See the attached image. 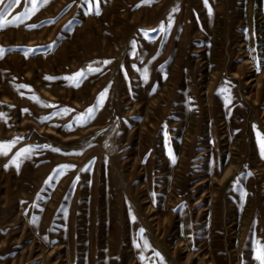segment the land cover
<instances>
[{"label": "rangeland", "instance_id": "rangeland-1", "mask_svg": "<svg viewBox=\"0 0 264 264\" xmlns=\"http://www.w3.org/2000/svg\"><path fill=\"white\" fill-rule=\"evenodd\" d=\"M32 9L0 4V264H260L264 0Z\"/></svg>", "mask_w": 264, "mask_h": 264}, {"label": "snow or ice", "instance_id": "snow-or-ice-1", "mask_svg": "<svg viewBox=\"0 0 264 264\" xmlns=\"http://www.w3.org/2000/svg\"><path fill=\"white\" fill-rule=\"evenodd\" d=\"M3 2H4V0H0V4H2ZM18 2H19V0H12L13 4H17ZM44 2H46V0H32L33 9H32L31 14H34L35 11H38L39 7H40V4L44 3ZM205 2L207 3V0H205ZM2 11L3 10H0V12H2ZM209 11H211V10H209ZM27 15H29V14L26 13L23 16H17L15 18V20L16 21H22ZM0 19H3L2 15H0ZM2 27H3V24H0V28H2ZM33 27H36V26L33 25ZM32 51H35V50H32ZM101 63H105L106 64V63H109V62H101ZM96 71H99V69H97ZM77 75L79 76V75H82V74L78 73ZM105 95H106V93H101L100 94L99 99H98V105L102 104V102H103V100L105 98ZM65 111H67V110H65ZM94 111H95L94 108L88 109L85 114H83L82 116L77 118L78 121H82L80 126L86 125V123L93 118L91 113L94 112ZM0 115H2V114H0ZM262 147H264V140H262ZM57 151H59V150H57ZM0 154H6V153H0ZM20 155H23V153L17 154V159H19ZM5 167L7 168L8 166L6 165ZM17 167H18V165H17ZM57 174H59V172ZM257 258L260 261V264H264V252H262L261 255H258Z\"/></svg>", "mask_w": 264, "mask_h": 264}, {"label": "bare ground", "instance_id": "bare-ground-1", "mask_svg": "<svg viewBox=\"0 0 264 264\" xmlns=\"http://www.w3.org/2000/svg\"><path fill=\"white\" fill-rule=\"evenodd\" d=\"M115 50V49H114ZM95 117V116H94ZM99 126V125H98ZM100 127V126H99ZM12 156V155H11ZM261 164V163H260ZM19 168V167H18ZM47 198V197H46ZM42 207V206H41ZM2 218V217H1ZM196 227H198V226H196ZM198 229V228H197ZM233 255V254H232ZM235 255V254H234Z\"/></svg>", "mask_w": 264, "mask_h": 264}]
</instances>
